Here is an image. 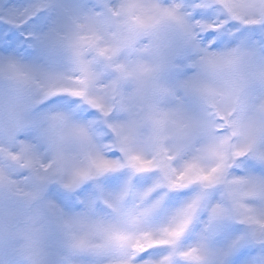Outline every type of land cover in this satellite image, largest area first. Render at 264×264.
<instances>
[{"label": "snow or ice", "instance_id": "snow-or-ice-1", "mask_svg": "<svg viewBox=\"0 0 264 264\" xmlns=\"http://www.w3.org/2000/svg\"><path fill=\"white\" fill-rule=\"evenodd\" d=\"M0 264H264V0H0Z\"/></svg>", "mask_w": 264, "mask_h": 264}]
</instances>
